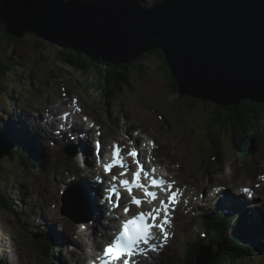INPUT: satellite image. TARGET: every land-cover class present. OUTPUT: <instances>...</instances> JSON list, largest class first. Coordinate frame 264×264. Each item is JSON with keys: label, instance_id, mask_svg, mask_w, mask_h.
<instances>
[{"label": "rangeland", "instance_id": "1", "mask_svg": "<svg viewBox=\"0 0 264 264\" xmlns=\"http://www.w3.org/2000/svg\"><path fill=\"white\" fill-rule=\"evenodd\" d=\"M162 1L141 0L140 3L142 7L150 8ZM71 12L74 13L73 18L64 19V15H61L62 19L56 25L59 28L57 33L48 29L50 37L58 38L59 34L65 31L68 24L74 19L79 18L82 22L87 20L86 12H76L75 10ZM16 28L12 27V29ZM0 30L6 36L12 37L3 28L0 27ZM77 38L79 39L78 36ZM15 39L17 41L13 42L4 38L0 32V69L5 68L3 72H0V134L4 141L9 145L20 142L10 141L2 126L13 119L21 120L25 112L30 113L27 116L28 125L36 129L37 132H45V135L51 132L46 124L48 119H46L47 115L43 109L44 106L51 105L54 98L63 100L61 107L69 99H78L81 105L77 106L80 115L83 114V118L86 117L85 122L96 125L98 131L90 130L88 127L90 136L85 138L83 152L79 149L80 143L76 144L77 137L74 142H67L62 137L53 135L56 140L52 143L47 137L44 142H40L39 150H35L34 147L30 150V152H34V156L36 155L35 165L28 162L30 160L27 159L26 149L21 148L23 145L12 147L10 154L0 160V264H73L76 251L73 242L79 240L77 233L82 231L80 229L82 224H78L76 231L70 233L65 218L69 221L70 219L62 214V193L68 189L72 199L76 200L79 190L74 187L84 190L87 183L90 186L95 185L91 183L92 178H96L93 172H102L101 168L91 165L92 157H94L92 146L96 143L95 139L99 141V144L101 141L104 145L101 147L103 150L100 153V159H104L109 154L107 146L114 141L120 142L129 135L122 141L125 144L126 140L132 139V134L135 137L138 136L134 140V147H139V141L142 140L148 143L153 147L152 152L157 150L155 163L162 164V169L169 172L180 185L174 182L175 186H179L183 191L186 186L191 192H184L186 196L191 197L194 193V197L185 196L184 200L191 201L197 200V198L200 200V194L203 195V199H206V196L211 198L210 194L212 196V199L205 201V205L201 203L203 199L198 203L187 202L188 206H186V202L178 205L175 210L176 214L171 215L172 224L176 227L175 239L173 235L171 236L174 239V244L172 241L161 256L148 264H179V260H183L185 255H189L187 247L198 237L197 231L204 230L200 227L201 218L205 217L210 207L217 201L214 199L217 196L216 193L235 194L232 191L231 183L237 188L233 189L237 190L236 192H241L240 187L242 188V186L264 185V121L262 120L259 125L255 117L252 116L253 124L258 127L254 130L255 135L260 132L258 137L260 141L256 147L258 153L243 154L248 141L245 143L240 137H234L238 139L234 143L227 132L232 127L228 123L221 125V120L218 117L213 121L217 111V106L214 103L203 102L191 95H186L181 86H179L180 95L177 92L171 93L169 83L173 79L162 52L157 53L162 56V58L160 57L162 60L153 53L154 51L150 52L151 54L143 53L128 64L130 68L126 71L129 82L120 83V88L111 87L109 91L105 92L102 87L97 89L99 85L96 81L97 76L91 73L81 75L59 61L57 51L65 46H57L50 39H43V41L38 39L40 44L35 45L30 42L29 35ZM61 40L63 44H72L67 49L77 47L75 43L78 41L69 42L68 38ZM80 51L84 52L83 47L80 48ZM110 52L112 55V50ZM9 61L14 64L8 66ZM115 61L108 54H105L102 60L103 63L109 62L116 65ZM133 72L135 73L133 74ZM176 86L178 90V85L176 84ZM262 91L264 92V88ZM64 92H66L65 96L61 94ZM7 94L10 96V100L7 98ZM244 99L251 98L244 97ZM240 101L237 99V102L240 103ZM11 102L14 104L13 107L9 105ZM18 111H22L21 115L17 113ZM77 123L81 124L78 126L80 129L86 127L82 124L83 121L82 123L77 121ZM139 123L140 125H138ZM209 126L211 128L216 126L213 130L219 134L214 142L215 134L211 138L206 135ZM99 131L102 133V138L95 136ZM41 135L44 136V133ZM111 139L112 141H109ZM19 140L24 141L20 138ZM107 141L108 143H105ZM128 144L131 145L132 141H128ZM132 150L134 149L127 151ZM144 150L147 154L144 153V161L141 163L147 167V164H150V151L147 148ZM217 151L221 154L222 161ZM40 152H43L44 158ZM126 155L129 156L128 153L121 150L123 159ZM174 158H177L178 161H175ZM100 159H95V162ZM153 161L154 158H152V163ZM126 162L128 163V159ZM181 164L184 166L180 168ZM73 166H75L74 169ZM157 170L159 171V169ZM148 171V168L146 171L144 170L147 173ZM72 181H74V185ZM63 186L64 188H62ZM260 188L262 191L264 190V186H260ZM82 192L84 195V191ZM87 192L88 190L85 191V196H87ZM166 199L164 197L165 201ZM98 203L97 199L95 204ZM183 204L184 206H181ZM210 204L211 206L202 213L203 217L197 218L202 210ZM89 206L90 216L94 213H91L92 208L90 209ZM95 209L100 215L101 207L95 205ZM105 211L107 209L103 211L104 215ZM247 220L248 218H246ZM93 221V215H91L89 222L82 221L81 223L84 224L83 226L87 225L83 231L92 232L95 236ZM116 223L114 222L113 225ZM229 227V220H227L220 235L230 234ZM58 231L59 233L56 234ZM100 231L102 233V229H98V233H96L97 239H102ZM34 233H41L43 235H38L43 237L48 235L50 238L65 236L70 240L63 238L59 240L55 237L58 241L57 246H61V249L57 250L54 246V258L48 261L38 254V245L32 237ZM82 234L81 232L80 235ZM213 238L212 235L209 237L210 240ZM209 248L212 250L214 247L211 245ZM241 264H264V250L257 253L256 259L244 261Z\"/></svg>", "mask_w": 264, "mask_h": 264}, {"label": "water", "instance_id": "2", "mask_svg": "<svg viewBox=\"0 0 264 264\" xmlns=\"http://www.w3.org/2000/svg\"><path fill=\"white\" fill-rule=\"evenodd\" d=\"M37 1L0 0V27L17 39L35 34L40 40L50 39L57 46H65L63 49L72 44H63L61 39L78 41L73 49L94 61L108 54L116 65H127L143 53L160 51L178 91L181 86L186 95L220 107L235 106L237 99L264 106V0H163L150 8L142 7L141 0ZM73 10L86 12L87 20L74 19L58 38L50 37L48 29L57 33L61 15L73 18ZM123 25L140 40L132 43L124 35L127 44L121 50L115 42L124 34ZM148 28L152 30L148 32ZM144 37L150 40L142 43ZM197 74L199 77L194 76ZM218 81L222 83L220 90ZM7 143L0 134V160L13 147ZM65 197L70 199V193ZM216 256L209 246H203L195 264L212 262Z\"/></svg>", "mask_w": 264, "mask_h": 264}, {"label": "trees", "instance_id": "3", "mask_svg": "<svg viewBox=\"0 0 264 264\" xmlns=\"http://www.w3.org/2000/svg\"><path fill=\"white\" fill-rule=\"evenodd\" d=\"M85 1V0H83ZM2 36L13 42L17 41L15 38L6 36L2 30H0ZM31 35V34H27ZM35 35H31L30 42L35 45L40 44V40ZM159 51H154L153 53L157 54ZM59 61L63 65L70 67L73 71L79 72L81 75L94 74L97 76V89L100 87L103 88L105 92L109 91L111 87H121L120 83H128L127 71L129 70V65H111L109 63H103L102 60L94 61L87 54L80 53L75 49H60L57 51ZM158 55V54H157ZM159 59L162 60V56L158 55ZM161 57V58H160ZM13 62L9 61L8 66ZM1 64V63H0ZM14 64V63H13ZM132 66V65H130ZM4 69H0V72H3ZM132 72V71H131ZM135 72H133L134 74ZM127 76V77H126ZM10 79V78H9ZM102 81V82H101ZM101 83V84H100ZM169 88L171 93L174 94L177 92V86L174 80H171L169 83ZM7 98L10 100V96L7 94ZM10 106L13 107L11 103ZM252 116L255 117L257 123L260 125L262 120L264 121V106L259 103L250 102L249 100L241 101L235 106L220 107L217 106V111L215 113L216 117L221 120V125L228 123L232 128L228 129L227 132L230 134L232 141L236 143L238 139L234 137H240L243 139V142H247L246 150L243 154L249 153H258L257 144L260 139L258 138L260 132L255 135L256 125H254ZM220 125V126H221ZM216 126L207 128L208 138H215L213 142L219 137L213 129ZM23 147V146H22ZM217 154L222 161L221 154L217 151ZM35 161L32 162V159L28 161L31 165L36 164V158L33 152H30V149L26 150V156ZM232 220V219H231ZM229 220L231 233L228 235H220V231L223 228L226 218L221 216V212L217 210V206L211 207L206 214V218L202 219L201 225L204 227V235L206 237H198L192 241L187 250L189 255H185L183 260H179V264H195L198 251L200 247L204 244H212L214 246L212 253L217 254L216 258L212 264H241L244 261H249L253 259L255 252L260 250L261 244L258 239L257 230L254 228L255 233L252 232V229L243 226V219L240 220ZM253 228V227H252ZM214 236L212 240L209 239L210 236ZM38 245V254L41 255L44 259L50 261L53 258V246L57 244V241H54L53 238L44 236L41 240H35Z\"/></svg>", "mask_w": 264, "mask_h": 264}, {"label": "bare ground", "instance_id": "4", "mask_svg": "<svg viewBox=\"0 0 264 264\" xmlns=\"http://www.w3.org/2000/svg\"><path fill=\"white\" fill-rule=\"evenodd\" d=\"M133 30H135V29H133ZM151 30H152L151 28H148L147 29L148 32H150ZM123 31H124L123 32L124 34H122V36L119 37L120 39L119 38H116L117 41L115 42V44L117 46L121 47V50H123L125 48L124 47L125 44H127V39H125L124 35L126 37H128L132 43H134V41H137L138 42L140 40V36H138V35L137 36H133L132 33L128 32L125 29V26L124 25H123ZM116 33H118V31H116ZM33 37H35V36H33ZM30 38H31V35H30ZM146 40L149 41L150 38L144 37L142 43H144ZM99 42H101V39H99ZM151 44H152V42H151ZM120 55H122V54H121L120 51H118V57H120ZM118 57H114V59H118ZM194 76H198L199 77L198 74L197 75H194ZM185 78L188 80V77L187 76H185ZM41 86H42V84H41ZM252 86H253V84H252ZM217 87L220 90V88L222 87V83L218 81L217 82ZM231 89H233V88H231ZM248 93L250 94V91H248ZM232 94L235 96V93L234 92H232ZM62 101L63 100L54 98L52 104L51 105L44 106V109H43L44 112H45V114L47 115V118L46 119H50L51 125L55 128L56 131H58V132H55L54 131V133L51 131L52 132V135H51V132L46 133V135H45V132H43L44 133V136H42L41 134H43V133H41L39 131L37 132L36 129H34L32 126L28 125L27 116L30 115V113H28V112L23 113L21 120L20 119L19 120L13 119V121H9L7 124L3 125L2 126V129L5 131V133L7 134L6 136L9 138L10 141L11 140L12 141H20L17 144L18 145H23V148H25L26 150L27 149H31L33 147H34L35 150H39V148H40L39 147L40 142H44L46 140V138L48 137L49 138V141L52 143L54 140H56V139H54V136H58V137H62L63 139L67 140V142H69V141H73L74 142L75 137H77L78 138V141L76 142V144L78 145V143H80L79 149H81L82 152H83V149H85V147H84L85 146V138L87 136H90L88 134V131H89L88 129L90 128V130H96V131H98V129H97L96 125H94L92 123L85 122L86 120L79 119V118H81V115L79 113V109L77 108V106H74L73 105L74 104L73 103V99H69V100L65 101L64 104L61 107V102ZM243 101H246V100H243ZM11 104L14 106V104L12 102H11ZM53 104H54L55 107L52 106ZM17 113L21 115L22 111H18ZM59 113L60 114L70 113L71 115H73L71 124H66V123L65 124H61L60 123L61 124L60 125V124L56 123L55 122L56 121L55 116L57 114H59ZM77 121L80 122V123H82V121H83L84 123H82V124L85 125L86 127H84L83 129L78 128V126H81V124H78ZM138 125H140V123ZM96 134H97V132H96ZM19 138L20 139H23L24 141L19 140ZM40 138L41 139L44 138V139L41 140ZM95 140L98 141L97 139H95ZM109 141H112V139L109 140ZM105 143H108V141L105 142ZM81 145H82V147H81ZM113 148L110 150V152L108 150L109 154H108L107 157H109V158L105 157L103 160H108V159L111 160L112 159ZM141 152L143 153V151H141ZM96 153H97L98 156L96 158L92 157L93 161H95V159H100V157H101V155H100L101 151L100 150L96 151ZM142 153H141V155H142ZM144 153H146V151ZM120 155H121V152H120ZM42 156L44 158V154H42ZM151 156H152V154H151ZM39 159L41 160V158H39ZM174 160L175 161H178L177 158H174ZM150 162H151V165L153 163L156 164L155 163V159H154L153 163H152V159L150 160ZM104 164H106V162H104L103 165ZM158 164L160 165V163H158ZM183 166L184 165L181 164L180 168L183 167ZM158 176H162V175L161 174H158V172H157V175L156 174L155 175H150V177H152V179H156ZM87 178L90 179L91 177H87ZM97 178L98 179H101L102 177H97ZM118 179L119 180L120 179H125V177L124 176H120ZM162 179L166 182V184L169 182L168 181V177H162ZM91 181H92L91 183H93L95 185H93V186L91 185L90 186L88 183L86 184V186L88 188V192L90 194L87 192V196H85V197H87V199L86 198H84V199H85V202L88 205H90V207L93 209L92 212L94 214H92V215H93V220H94L93 223H94V226H95V237L97 236L96 233H98V229H100V230L102 229V234H104V236H103L104 237V240L107 238L106 241H108L112 237L111 232L114 229L113 223L119 221L120 214H118V212H121V210H120L121 205L118 207L117 214H115V212L113 211L110 216H107L106 217L107 218V219H105L106 223L104 224L102 222V220L104 219V217H103L104 212L103 211L106 210V209L107 210L109 209V204L107 203V200L106 199H105V204L101 202L102 201V198H103V196H102L103 194L100 192V190L102 188H104L106 190H109L110 189L109 186L110 185H113V183H109L108 180H105L103 182L102 181H98V180L94 179V177L92 178ZM87 182H89V181H87ZM192 184H194V183H192ZM145 185H148L149 186V190H151L153 188V187L150 186V182H146ZM118 187H120V186H118ZM231 187H232V191L235 193V195H231V194H228L227 193L228 195L225 194V195H223L222 197L219 198V196L221 195V193L218 192V193H216L217 196H215L214 199H218L219 198L218 201H221L222 204L225 207H228L232 211H238L241 215L245 216V219L248 218V220L246 221L247 224L252 225V226L259 225V221H261L262 219H264V212L262 211V210H264V206H262L264 204V202L258 203L256 205L255 204H251L250 201L248 200V198H246L241 192H236L237 190L236 191L233 190V189H237L233 183H231ZM242 187H244V186H242ZM238 189H239V187H238ZM251 189L253 190V193L256 196H258V197H264V190L262 191V189L260 188V186H255L254 188L251 187ZM97 190H98V193H97ZM173 190H176L174 186H173ZM244 194H249V193H244ZM162 196H165V195H162ZM162 196H161V198H163ZM177 196H178V200H181L186 195H185V193L183 191H180L179 190V195H177ZM187 196H189V195H187ZM209 196L211 198H207V196H206V199H203V201H202V204L203 205H205V201H208V200L212 199L211 194ZM166 197H167V195H166ZM97 199H98L99 203L98 204H95ZM167 199H168V197H167ZM123 203L124 202H122V204ZM95 205H97L98 207H101L102 210L100 212V215L98 214L97 210L95 209ZM152 205L154 206V208L160 207L159 202H154ZM177 205H180L179 201H178ZM181 206H184V204L181 205ZM186 206H188V203L187 202H186ZM126 207H129V202H125V208ZM148 211H152V209H149ZM171 213H172V215H175L176 214V211L171 212ZM162 214L164 215L163 212H162ZM89 219H90V217H89ZM248 221H249V223H248ZM172 222H173V220L170 219V224ZM102 224H104L105 228L103 227ZM252 226H247V227L250 228V229H252V232L255 233V230H254V228H252ZM172 227H173V230L172 231H173V233H175L176 227L173 224H172ZM108 228L109 229L111 228V230H108ZM82 233L83 234L80 235V236H85V237L86 236H91V237H94V233H92V232L82 231ZM159 235H160V231L157 230L156 231V236H159ZM173 236H174V239H175V235H173ZM258 237L264 240V235H263L262 232H258ZM174 239H172L173 240V244H174ZM89 241H91V240L89 239ZM92 243H93V246H97L98 245V242H96V239L92 240ZM106 243H108V242H106ZM75 244L77 246H79V249L81 248V250H82V247H83L82 246V241L75 242ZM75 259H76V261L78 263H82L83 262V259L80 257V252H77L76 253ZM201 259L203 260L204 258H201ZM207 262H208V260H206V264H207ZM209 264H211L210 261H209Z\"/></svg>", "mask_w": 264, "mask_h": 264}, {"label": "snow or ice", "instance_id": "5", "mask_svg": "<svg viewBox=\"0 0 264 264\" xmlns=\"http://www.w3.org/2000/svg\"><path fill=\"white\" fill-rule=\"evenodd\" d=\"M121 149L119 146H114L112 152V159L110 163L104 165L105 173L110 172L114 167H120L125 169L120 173V176H125L128 170V165L124 163L123 157L120 155ZM129 156H137L136 151H130ZM136 170L132 173V180L120 179L119 185L124 187L131 195V203L140 207L143 203L147 202L151 204L154 200L159 201L160 207L153 208L151 212H143L133 215L131 218L122 222L120 230L115 234L114 239H110L105 246L103 253L97 259L99 264H118L123 260V264H128V260L124 259L127 256L132 255L141 243L147 245L149 240L154 238L152 229L157 228L167 238V232L163 225L170 224V220L167 216L168 208L170 205L176 202L175 198L179 195V189L173 190V184L167 183L163 179H151L150 186L157 188L160 192L167 194V202L161 198L157 192L149 190V186L141 182V175L144 173V169L141 166V162L136 160ZM154 171V170H153ZM118 177L113 176L112 180L116 181ZM145 179L148 176L145 174ZM174 183V182H173ZM139 189L143 191L144 198L133 195V189ZM111 196L118 198L116 192V185L114 184L111 189L108 190ZM110 196V198H111ZM125 212H128V208H125ZM164 213V218L161 222H156L161 213ZM152 220L153 223L146 222ZM155 250V249H153Z\"/></svg>", "mask_w": 264, "mask_h": 264}]
</instances>
